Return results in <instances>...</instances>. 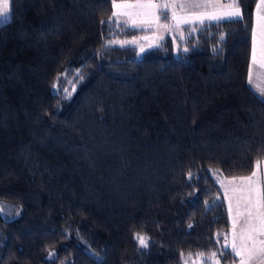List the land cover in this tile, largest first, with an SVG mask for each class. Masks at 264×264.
Returning a JSON list of instances; mask_svg holds the SVG:
<instances>
[{
	"label": "trees",
	"instance_id": "1",
	"mask_svg": "<svg viewBox=\"0 0 264 264\" xmlns=\"http://www.w3.org/2000/svg\"><path fill=\"white\" fill-rule=\"evenodd\" d=\"M237 3L240 18L182 24L138 53L115 39L147 29L114 20L111 0H8L0 264L237 260L214 176L264 158V101L246 83L255 0Z\"/></svg>",
	"mask_w": 264,
	"mask_h": 264
},
{
	"label": "snow or ice",
	"instance_id": "2",
	"mask_svg": "<svg viewBox=\"0 0 264 264\" xmlns=\"http://www.w3.org/2000/svg\"><path fill=\"white\" fill-rule=\"evenodd\" d=\"M112 18L123 24L135 28H155V39H162L159 35L164 31L179 29L182 24L193 21L203 23L205 20L219 21L224 18H240L242 16L237 0L220 3V0H166L157 3L155 0H135V2H114ZM199 9L200 11H191ZM160 10H163L162 12ZM171 12L172 23H161V16L169 19L167 13ZM8 4L5 0L0 15H6ZM264 0L257 4L256 27L252 32L251 64L264 69ZM145 40L153 38L144 37ZM154 42V40H153ZM129 43H135L130 41ZM151 46V44H150ZM141 51H144L143 47ZM252 67L249 68V83L252 82ZM264 92V89H261ZM260 162L248 176L221 179L219 183L224 190V197L228 200V210L231 218V240L225 245L230 247L231 253L239 258V264H264V184H262ZM191 177V173H189ZM234 202V203H233ZM141 246L146 247L144 237H136ZM225 240L228 237L225 236ZM203 255V254H198ZM212 264H219L217 254H210Z\"/></svg>",
	"mask_w": 264,
	"mask_h": 264
},
{
	"label": "rangeland",
	"instance_id": "3",
	"mask_svg": "<svg viewBox=\"0 0 264 264\" xmlns=\"http://www.w3.org/2000/svg\"><path fill=\"white\" fill-rule=\"evenodd\" d=\"M4 2H5V0H0V9H2ZM6 2L8 4V0H6ZM114 2H124V0H111V8H112L111 9V16H112V13L114 11V9H113V3ZM128 2H135V0H128ZM155 2L164 3V2H166V0H155ZM177 2H183V0H177ZM196 2H197V0H196ZM220 3H222V1ZM160 11L162 12L163 10H160ZM191 11H200V10L199 9H192ZM167 15L169 17V19H167V20L164 19L163 15L161 16V23H172V21L170 19V17H171L170 10L168 11ZM8 16H9V4H8V12H7V14L6 15H0V22L6 20L8 18ZM117 22L123 23V18H121V20L117 21ZM145 29H147V31H145V32H143L141 34L135 35V36H131V37H128V38H117V39H115V43L119 44V45H127V44L134 45V46H136L138 53H140L142 47H143V49L151 47V46L155 45L158 42V40H159V39H155L154 38V33L156 32L155 28H145ZM176 30L177 29H175V28L172 29V30H168V31H164L163 29H161L160 32H159V35L163 36L164 34H167V33L171 34L174 31L177 32ZM146 36L150 37V38H153V39H150V40L143 39ZM153 40H154V42H153ZM130 41H135V43H129ZM150 44H151V46H150ZM214 177L216 178L217 183L219 184V186H220V188H221V190L223 192V195H224V190L221 187V185L219 183V180H221V179H231L232 177H223V176L219 177L217 175H215ZM225 201H226V205H227V209H228V200L225 199ZM3 202L4 201H0V213H1L2 216H5V215H3L4 213H3L2 208H1V204ZM228 213H229V210H228ZM229 218H230V215H229ZM231 223L232 222H231V218H230V224ZM230 230H231V228H230ZM225 236L228 237V240H225ZM223 240H224L223 244L225 246L231 240L230 234L228 235V233H226L224 235V237H223ZM228 248H230V247H228ZM211 253H213V252H211ZM211 253H209V254L206 253V254H203L202 256L200 255V257L199 256L186 257V260H185L184 263L185 264H212V261L209 259ZM217 259L219 260V264H239V258L238 257H237V260L235 262H232L230 259H226L225 262L222 263L220 261V258H219L218 255H217Z\"/></svg>",
	"mask_w": 264,
	"mask_h": 264
},
{
	"label": "crops",
	"instance_id": "4",
	"mask_svg": "<svg viewBox=\"0 0 264 264\" xmlns=\"http://www.w3.org/2000/svg\"><path fill=\"white\" fill-rule=\"evenodd\" d=\"M221 1H222V3L230 2V0H220V2ZM189 2H192V0H189ZM197 2H203V0H197ZM259 3H260V0H255V4H254L253 9H252L250 50H249L248 65H247V72H246V83H247L248 87L252 90V92L264 101V92L261 91V89H264V69H260L258 65H252L251 64L252 32H253V29L256 27L257 4H259ZM261 14H264V12H262ZM193 22H196V21H193ZM250 66L252 67V72H253L251 83H249V68H250ZM259 162H260V173H259V175L261 177L262 184H264V158ZM256 164H255L252 171L255 170ZM252 171L249 174L238 176V177L248 176L252 173Z\"/></svg>",
	"mask_w": 264,
	"mask_h": 264
}]
</instances>
